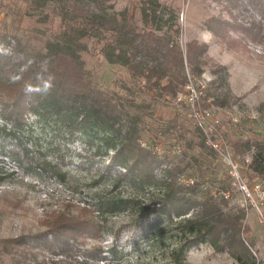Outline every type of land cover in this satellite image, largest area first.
<instances>
[{
    "label": "rangeland",
    "instance_id": "1",
    "mask_svg": "<svg viewBox=\"0 0 264 264\" xmlns=\"http://www.w3.org/2000/svg\"><path fill=\"white\" fill-rule=\"evenodd\" d=\"M104 7L106 13L126 11L133 16L137 27L165 35L182 49L191 40L207 45V65L202 75L193 77L190 70H186L187 80H191L196 95L184 89L175 99L152 98L150 92L143 89L144 82L132 78L125 67L106 61L100 51L102 44L94 39L83 40L86 49L80 53V58L87 79L99 90L115 97L145 101L154 119L163 123L175 120V130L185 137L194 139L199 129L206 139L215 140L224 156L216 152L215 158L202 165L204 187L212 191L225 187L229 201L225 211L236 207L244 210L246 232L243 238L245 243H252L254 264H264V177L254 175L248 167L254 149H244L248 140L264 145V116L258 113L264 107V0H104ZM149 9L154 16L147 23L142 11ZM212 17L228 24L230 47L208 31ZM60 31V20L49 5L36 7L31 0H0V34L30 38L33 43L36 38L50 39ZM217 65L225 66L226 74L218 71ZM198 80L204 82L205 88H199ZM189 96L193 97V106L189 104ZM207 110L218 121L208 136L198 124V118ZM205 122L213 125L209 119ZM147 124L151 129L158 123L148 121ZM16 133L34 156L45 155L56 163L64 180L59 182L56 177L32 170L21 171L11 158L0 154V176H8L0 183V264H174L170 257L174 239L167 236L164 246L149 239L140 226L144 219L141 211L98 214L96 199L99 197L120 196L143 201L148 195L124 182L114 187L110 179L101 180L96 164L81 165L83 160L77 155L85 153V138L68 141L56 136L50 126L36 123L33 117ZM151 134L145 132L143 140L160 154L164 150L171 153L183 149V140L170 136L155 141ZM0 144L11 147L14 142L2 133ZM91 152L93 150L86 154ZM196 152L191 151V154ZM173 157L178 156L170 155ZM239 182L245 184L250 198L240 189ZM257 184L260 192L252 191ZM85 206L94 211L88 214L104 225L101 238L76 237L68 242H56L47 235L16 246L11 253L3 251L1 240L48 234L51 231L48 223L54 215L58 212L76 215ZM245 263L250 264V261ZM181 264L239 263L228 251L218 252L204 243L193 246Z\"/></svg>",
    "mask_w": 264,
    "mask_h": 264
},
{
    "label": "trees",
    "instance_id": "2",
    "mask_svg": "<svg viewBox=\"0 0 264 264\" xmlns=\"http://www.w3.org/2000/svg\"><path fill=\"white\" fill-rule=\"evenodd\" d=\"M31 2L36 7L49 5L60 20L61 31L50 39L36 38L33 43L30 38L0 34V135L4 133L14 142L11 147L0 144V154L11 158L21 171L32 170L62 182L64 175L59 173L58 165L45 155L34 156L31 149L22 145L16 132L33 117L36 123L50 126L56 136L68 141L85 138V153L77 155L83 160L81 165L96 164L101 180L110 179L114 187L124 182L148 195L143 201L99 197L96 200L100 216L141 211L144 219L140 226L149 239L157 240L160 246H164L167 236L174 239L170 251L174 264H181L193 246L204 243L215 251H228L239 264L248 260L254 264L252 243H245L243 238L244 210L236 207L225 211L229 202L225 187L223 191L204 187L200 170L205 162L216 157V151L207 144L201 130L198 129L194 139L185 137L175 130V120L163 123L154 119L145 101L115 97L99 90L87 79L80 58L86 49L83 40L94 39L102 44L100 51L106 61L125 67L132 78L144 82L143 89L152 98L175 99L188 82L187 69L193 77L204 72L207 45L191 40L182 49L165 35L137 27L126 11L106 13L104 0ZM152 12L142 11L144 22H151ZM227 25L212 17L207 29L230 47ZM216 69L226 74L225 66L217 65ZM258 113L264 116V107ZM148 121L158 124L149 129ZM149 131L155 141L170 136L183 140V149L171 151L172 154L164 150L160 154L143 140ZM244 145L245 151L254 149L249 169L264 177V145L250 140ZM191 151L198 152L191 154ZM97 156L102 159L95 161ZM7 178L6 174L0 176V183ZM81 210L76 215L58 212L48 223L51 230L48 234L1 240L3 251L11 253L16 246L47 235L56 242L76 237L101 238L104 229L101 220L89 215L88 212L94 211L88 207Z\"/></svg>",
    "mask_w": 264,
    "mask_h": 264
},
{
    "label": "built area",
    "instance_id": "3",
    "mask_svg": "<svg viewBox=\"0 0 264 264\" xmlns=\"http://www.w3.org/2000/svg\"><path fill=\"white\" fill-rule=\"evenodd\" d=\"M198 84L200 85L199 88H205V84L204 82H202L201 80H198L197 81ZM191 80L188 79V82L185 86V89L186 90H190V91H193L196 95V91L192 89V86H191ZM201 91V90H200ZM189 98V104H191V106L194 105L193 103V97H188ZM211 120L213 122V125H210L207 124L206 125V122L205 120ZM198 124H199V127L206 133V136H208V134H212V130L214 129V125L218 124V121L217 120H214L213 119V113L210 111V110H207L204 112L203 115H201L199 118H198ZM206 142L209 146H211L216 152H218L220 155L224 156L223 152L220 151V146L215 142V140H212V139H206ZM239 186H240V189L250 198V193H249V190L247 189V187L245 186L244 183H238ZM252 191H255V192H260V189H259V185H254V187H252Z\"/></svg>",
    "mask_w": 264,
    "mask_h": 264
}]
</instances>
